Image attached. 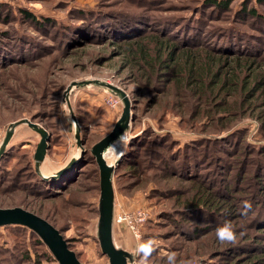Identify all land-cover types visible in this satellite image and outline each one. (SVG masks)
Wrapping results in <instances>:
<instances>
[{
	"label": "rangeland",
	"instance_id": "1",
	"mask_svg": "<svg viewBox=\"0 0 264 264\" xmlns=\"http://www.w3.org/2000/svg\"><path fill=\"white\" fill-rule=\"evenodd\" d=\"M206 1L0 0V32H7L9 37H14L21 43L16 41L10 48V53L15 56L11 60L14 62L0 68V146L12 123L29 119L43 127L52 134V140L49 142L46 158L40 165V173L48 176L46 179L56 180L48 183L49 185L43 182L37 186L38 196L25 188L0 194V208L22 205L49 217L57 227H61L65 238L70 240L72 251L78 255L79 264H113L103 252L101 243L106 201L100 197L99 167L96 162H91L88 152L123 120L126 98L130 100V118L121 122L120 136L112 141L119 147V153L114 154L115 162L111 164V238L113 236L118 248L112 245L123 255L126 264H261L257 260L264 256V251L252 248L245 240L246 244H238L234 250L229 251L220 246L216 233L204 235L199 242L185 239L186 235L176 227V213L181 209L179 192L191 185L183 181L187 177L182 176V171H177L176 166L180 167L181 162L188 160L193 153L197 157V164L201 166L200 177L205 180L212 177L215 173L213 162L216 159L213 153L227 160L230 155L223 154L215 142L203 147L201 140L224 138L233 129L245 133L242 148L258 150L264 146V129L261 128L260 120V116L264 115V108L261 107L264 88L259 97L249 100L254 105L246 113H242L244 106L242 109L238 108L240 100L245 99L242 91L233 87L236 91L229 95L230 89H225L214 99V108L210 112L221 117L217 126L225 120L223 122L227 129L220 134L207 133L205 130L210 122L197 115L199 108H205V102L199 104L195 97H192V102L185 99L184 95H180L181 87L175 86L167 74L147 82L144 72L131 67L125 68L122 49L117 46L119 38L108 33L107 29L106 32L96 29L85 21L92 13L105 15L115 22L114 26L124 23L116 26L124 31L134 27L137 29L141 25L149 34H161L164 26L171 30L179 22L190 19L194 23H204L203 30L208 33L218 22H210L213 11L210 16H206L211 10ZM242 1L234 0L233 7L237 9ZM253 4L255 0L252 1L251 5ZM258 8L264 14V8ZM112 11L125 14H108ZM25 13L35 15L42 22L39 26H43V29L28 23ZM116 19L120 21L117 22ZM241 24L248 27L246 21ZM93 30L105 33L100 36L99 33L94 34ZM83 31L91 33L90 36L81 37L79 34ZM111 31L114 29L111 28ZM178 34L175 35L176 38H172L171 43H177L179 47L178 41H182ZM261 52L264 54V48ZM256 60L251 69L243 68L241 71V77H246L243 81L251 84L260 78L264 81V59ZM230 69L231 67L223 68V72L231 73ZM85 80L114 85L123 94L91 83L74 87L68 95L69 99L65 96L66 89L72 82ZM220 102L227 103V110L235 111V114L225 113L226 109H223ZM77 128L80 129L81 139L85 140L82 149L77 145ZM215 131L217 130L213 127L209 128V132ZM40 138L27 124L17 126L6 149L7 156H15L19 150L22 158L30 157L36 151ZM152 140H157L155 150L163 154L156 153L147 163L134 158L133 152L139 143ZM232 141L233 139L229 140ZM195 146H202L200 148L203 152L197 154ZM123 154L126 155L117 167ZM111 155L105 158L106 162ZM72 158H76L77 163L62 176L53 177ZM250 158L253 159L254 156ZM135 160L137 163L141 162L138 167L132 165ZM14 161L15 159L6 162L9 164L8 170H11ZM170 165L174 168H170ZM11 173L13 175L14 170ZM27 177L29 179L26 174ZM33 182L31 181L32 184ZM14 184L13 181L10 186ZM98 208L103 212L102 216L99 215ZM117 215L123 217L122 223L116 221ZM7 224H22L33 229L31 225L21 221L1 222L0 249L20 253L26 250L33 261L37 260L38 252L48 254L53 250L40 230L37 233L47 247L36 245L37 239L30 234L29 229L23 237L21 232L6 228ZM183 224L195 227L194 231H187L186 238H195L194 235L207 232V229L202 230L203 232L195 231L200 227L192 220L185 219ZM200 226L205 229L207 223ZM134 234H137L138 239ZM142 245L149 247L141 250ZM49 256L52 255L49 253ZM170 256L174 259L170 260ZM1 258L3 257H0V264ZM4 263L8 264V260ZM59 263V259L51 261L43 258V264Z\"/></svg>",
	"mask_w": 264,
	"mask_h": 264
},
{
	"label": "trees",
	"instance_id": "2",
	"mask_svg": "<svg viewBox=\"0 0 264 264\" xmlns=\"http://www.w3.org/2000/svg\"><path fill=\"white\" fill-rule=\"evenodd\" d=\"M252 1L243 0L239 7L235 9L233 7L234 0H207V5L211 10L206 16H210L213 11L215 16L211 15L210 22H218L208 33L203 30L204 23H194L190 19L179 22L171 30L166 29V26H164L161 29V34H149L148 30L142 29L141 25L137 29L134 27L132 30L124 31L121 27H116L124 23H117L114 26L115 22L109 17H105V15L92 13L88 15V18H85V21L89 22V25L95 26L96 29L100 28L105 32L107 29L108 33L119 38L120 43L117 46L122 49L121 55L125 60V68L131 67L144 72L147 75V82L155 81L160 75L167 74L171 77L175 86L181 87L180 95H184L185 99L192 102V97H195L199 104L205 102V108H199L197 115L204 118V121L208 120L210 122L206 127L207 130H205L207 133L220 134L227 129V126L225 127V122H223L225 120H222L217 126L216 123L221 120V117L214 116L210 112L214 108V99L225 89H230L229 95H232L236 90L242 91L245 99L240 100L241 104L238 108L242 109L244 106L242 113H246L254 105L250 104L249 100L259 97L264 88V81L261 78L251 84L248 81H243L246 77L242 78L240 75L243 68L251 69L252 65H255L256 59H264V54L261 52L264 48V39L262 38L264 36V14L258 8V6L264 8V0H255V4L251 5ZM108 14L124 15L125 13L112 11ZM25 16L27 22L34 26L42 24L31 13H25ZM216 16L217 19H214ZM116 20L117 22L120 21V19ZM242 21H246L248 27L242 25ZM127 27H130V25ZM39 28L43 29V26H39ZM111 28L116 31V34L111 31ZM154 30H159V28ZM165 31H168V33ZM105 32L99 33V31L93 30L94 34L99 33V35ZM177 33H179L178 38L182 41H178L179 47L177 43H171L172 38H176ZM7 34V32H0V68H5L8 63L14 62L11 61L15 56L11 54L12 49L10 48L13 44L15 45L16 41L20 43L19 40L9 37ZM90 34L88 31H83L79 35L87 38ZM162 34L163 36H160ZM231 63L234 65L231 66ZM227 67H231V73L223 72V68ZM261 97L264 98V93L261 94ZM222 107L226 109L225 113L228 115L235 114V111L227 110V103L222 104ZM261 107L264 108V99L261 100ZM260 120L261 128L264 129V115L260 116ZM210 127L217 131L209 132ZM231 132L224 138H201L203 139L201 140L203 147H206L208 143L212 145L215 142L223 154L230 155V159L227 160L219 154L213 153V157L216 159L213 162L215 173L212 177H208L206 180L200 177L199 167L201 168V166L197 164V157L193 153L188 158L192 161L185 160L181 162L180 167L176 166V170L182 171V176L187 177L183 181L191 185L190 188H185L179 192L181 209L176 213V217H178L176 227L186 235L185 239H189L187 241L191 239L199 242L204 235L212 233L217 235L216 230L218 228L230 226L235 232L237 240L235 243L220 242V246L232 251L238 244L245 243V240L246 243L251 244L252 248L264 251V146L258 150L248 147L242 148L241 143L244 141L245 133L241 130L234 131V129ZM49 134L52 137L50 132ZM230 139H233V141L229 142ZM101 140L97 141L88 152L91 162L97 163L93 149ZM82 141L85 144V140L82 139ZM157 143V140L139 143L138 148L133 152L134 158L147 163L156 153L162 155L163 153L155 150ZM200 147L195 146L196 153L198 150L197 154L203 152ZM85 152L87 154V151ZM6 153L0 157V194L25 188L29 193L38 196L37 186L39 187L43 182L48 184L56 181L54 178L46 179L37 171L35 152L30 157L24 156L23 158L20 156L19 150L12 157L7 156ZM125 155L123 154L117 167L123 161ZM251 156H254V158L251 159ZM13 159H15L13 162L15 164L11 168L12 172L14 170L12 175L11 170H8L9 164H6V162ZM135 161L132 162L134 163L132 165L138 167L141 162L138 161L137 163V160ZM1 162L4 164H1ZM171 167L174 168L170 165ZM98 169L100 174V197H102L104 180L100 168ZM26 174L29 175V179L26 178ZM13 181L15 184L10 186ZM31 181H34L33 184ZM11 208H22L47 221L61 233L68 247L72 250L70 240L65 238L61 227H57L49 217L40 214L38 211L28 210L22 205H14ZM98 212L102 216L100 208H98ZM185 219L192 220L200 227L199 230L195 231L199 232L207 229V232L200 235L198 233L194 235L195 238H186L187 231H194L195 227L191 228L188 224L184 225L183 220ZM205 222L207 226L202 229L203 227L200 225ZM5 227L21 232L23 237L29 229L30 234L37 239L35 241L36 245L47 247L37 231L28 226L7 224ZM20 247L23 248V246ZM231 247L233 249H229ZM49 253L52 256H49ZM49 253L41 254L38 252L37 260L33 261L26 250L20 253L16 250L10 252L7 249H0V257H3L1 258V264H5L6 259L8 264H43L44 257L51 261H58L53 252L50 251ZM75 256L78 258L76 253ZM257 261L264 264V256H261Z\"/></svg>",
	"mask_w": 264,
	"mask_h": 264
},
{
	"label": "water",
	"instance_id": "3",
	"mask_svg": "<svg viewBox=\"0 0 264 264\" xmlns=\"http://www.w3.org/2000/svg\"><path fill=\"white\" fill-rule=\"evenodd\" d=\"M98 84L102 85L112 91H114L117 94L122 95L123 92L118 87L103 83L100 81H75L70 84V86L66 89L65 96L68 97V95L71 93L74 87L78 86H84L88 84ZM69 99V97H68ZM68 106L70 111L72 112V107L70 104V101L68 100ZM130 100L128 98L125 99V111H124V117L123 120L128 121L130 118ZM73 119L76 122V118L74 114L72 113ZM122 120V121H123ZM120 121L116 127L113 129V131L106 136L104 139H102L99 143H97L94 146L93 154L95 156V159L97 161V164L102 172L103 180H104V189H103V200L106 201V212H105V221L103 224V232H102V249L103 252L110 257L111 263L113 264H126L125 258L121 253H119L118 250H116L111 241V232H112V207H113V188H112V169L113 166L111 164H108L105 159L106 151L113 143L112 141L118 136L120 129H121V122ZM21 124H27L30 128L35 130L40 135V142L37 145L36 151H35V162H36V169L40 172V165L43 163V161L46 158L47 151L49 148V142L51 139V135L49 132L44 129L43 127H40L38 124L31 122L29 119H23L18 122L12 123L1 146H0V157L6 152V149L8 147V144L14 134V129L21 125ZM120 136V135H119ZM118 136V137H119ZM76 140L77 145L79 147L83 146V142L81 139L80 129H76ZM77 163L76 158H72L69 163L61 168L56 174L53 175V177H59L62 176L64 173L69 171L75 164ZM46 178L48 176H45ZM103 215V212H102ZM10 221H21L24 223H27L28 225H31L33 229L36 231L40 230L47 238V242L52 246L53 250H51L57 258L60 260L61 264H79L77 261V258L75 256V253L68 247V244L64 237L61 235V233L56 230L52 225H50L47 221L43 220L42 218L38 217L37 215L24 210L22 208H0V223H8ZM53 243V244H51Z\"/></svg>",
	"mask_w": 264,
	"mask_h": 264
},
{
	"label": "clouds",
	"instance_id": "4",
	"mask_svg": "<svg viewBox=\"0 0 264 264\" xmlns=\"http://www.w3.org/2000/svg\"><path fill=\"white\" fill-rule=\"evenodd\" d=\"M250 207V205H249ZM217 238L221 243H235L237 240L235 232L232 230L230 226H225L218 228L217 230ZM149 247L148 245H142L141 250ZM170 260H173L174 257L170 256Z\"/></svg>",
	"mask_w": 264,
	"mask_h": 264
},
{
	"label": "bare ground",
	"instance_id": "5",
	"mask_svg": "<svg viewBox=\"0 0 264 264\" xmlns=\"http://www.w3.org/2000/svg\"><path fill=\"white\" fill-rule=\"evenodd\" d=\"M118 143H119V142H118ZM118 148H119V147H117L116 144H113V143H112L111 146L107 149L108 151H106V153H107V152H108V153L105 155V158L107 159V158L109 157L110 154H112L111 157H110V159L114 156V154L117 155V154L119 153ZM115 157H116V156H115ZM115 157H113L111 160L109 159L110 161H109V160L107 161L108 164H112V165H113L114 162H115V161H114V160H115V159H114ZM117 216H118V215H117Z\"/></svg>",
	"mask_w": 264,
	"mask_h": 264
},
{
	"label": "built area",
	"instance_id": "6",
	"mask_svg": "<svg viewBox=\"0 0 264 264\" xmlns=\"http://www.w3.org/2000/svg\"><path fill=\"white\" fill-rule=\"evenodd\" d=\"M115 103H116V102L114 101L113 106L116 105ZM116 221H117L118 223H122L124 220H123V217L120 215V217H119V216L116 217ZM134 235H135L136 239H138L137 234H134Z\"/></svg>",
	"mask_w": 264,
	"mask_h": 264
},
{
	"label": "crops",
	"instance_id": "7",
	"mask_svg": "<svg viewBox=\"0 0 264 264\" xmlns=\"http://www.w3.org/2000/svg\"><path fill=\"white\" fill-rule=\"evenodd\" d=\"M65 165H66V164H64V165L61 166L60 168H63ZM59 170H60V169H59ZM111 240H112V244L116 246V243L114 242V238H113V236H112ZM115 248H118V246H116ZM119 248H120V247H119Z\"/></svg>",
	"mask_w": 264,
	"mask_h": 264
}]
</instances>
